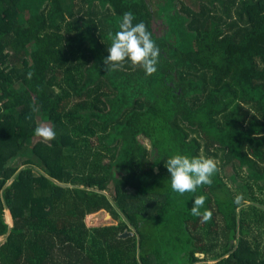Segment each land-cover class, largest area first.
Returning <instances> with one entry per match:
<instances>
[{
    "label": "trees",
    "instance_id": "1",
    "mask_svg": "<svg viewBox=\"0 0 264 264\" xmlns=\"http://www.w3.org/2000/svg\"><path fill=\"white\" fill-rule=\"evenodd\" d=\"M126 10L151 73L104 63ZM174 151L213 183L174 193ZM0 238V264H264V0H0Z\"/></svg>",
    "mask_w": 264,
    "mask_h": 264
},
{
    "label": "clouds",
    "instance_id": "2",
    "mask_svg": "<svg viewBox=\"0 0 264 264\" xmlns=\"http://www.w3.org/2000/svg\"><path fill=\"white\" fill-rule=\"evenodd\" d=\"M135 21V22H134ZM110 44L107 55L103 58L107 70H119L124 64L139 65L145 73H151L158 67L161 47L146 24L137 21L131 10H126L118 19V29L109 32ZM30 76L31 73H28ZM34 134L43 141H52L56 130L52 126H37ZM165 167L169 176L170 189L177 194L196 193L201 185H211L213 176L218 170L214 158L203 155L185 154L174 151L168 155ZM206 196L195 195L189 208L190 214L203 221L210 219L211 213L204 206Z\"/></svg>",
    "mask_w": 264,
    "mask_h": 264
},
{
    "label": "rangeland",
    "instance_id": "3",
    "mask_svg": "<svg viewBox=\"0 0 264 264\" xmlns=\"http://www.w3.org/2000/svg\"><path fill=\"white\" fill-rule=\"evenodd\" d=\"M7 213H9L7 210H5V212H4V217H5V219H6V214ZM9 216H10V214H9ZM6 222H8V223H11L12 221L10 220V221H6ZM1 239V238H0Z\"/></svg>",
    "mask_w": 264,
    "mask_h": 264
},
{
    "label": "bare ground",
    "instance_id": "4",
    "mask_svg": "<svg viewBox=\"0 0 264 264\" xmlns=\"http://www.w3.org/2000/svg\"><path fill=\"white\" fill-rule=\"evenodd\" d=\"M11 217L9 216V213L6 214V221H10Z\"/></svg>",
    "mask_w": 264,
    "mask_h": 264
},
{
    "label": "water",
    "instance_id": "5",
    "mask_svg": "<svg viewBox=\"0 0 264 264\" xmlns=\"http://www.w3.org/2000/svg\"><path fill=\"white\" fill-rule=\"evenodd\" d=\"M124 235V234H123Z\"/></svg>",
    "mask_w": 264,
    "mask_h": 264
}]
</instances>
